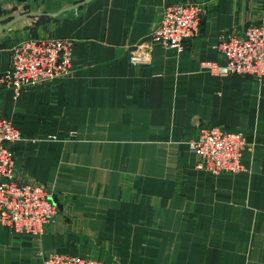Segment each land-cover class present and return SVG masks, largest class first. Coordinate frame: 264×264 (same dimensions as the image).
<instances>
[{
	"label": "crops",
	"instance_id": "1",
	"mask_svg": "<svg viewBox=\"0 0 264 264\" xmlns=\"http://www.w3.org/2000/svg\"><path fill=\"white\" fill-rule=\"evenodd\" d=\"M174 3L205 7L198 36L134 66L135 46ZM64 8L14 24L39 18L41 37L71 39L75 69L18 98L0 85V114L22 137L15 171L58 205L40 235L0 223V264H43L53 253L106 264H264V81L204 66L222 61V36L264 24V0H90L53 16ZM23 40L0 37V76ZM211 126L245 134L242 172L197 170L189 142Z\"/></svg>",
	"mask_w": 264,
	"mask_h": 264
},
{
	"label": "built area",
	"instance_id": "2",
	"mask_svg": "<svg viewBox=\"0 0 264 264\" xmlns=\"http://www.w3.org/2000/svg\"><path fill=\"white\" fill-rule=\"evenodd\" d=\"M205 7L194 3H174L165 7L158 25L135 46L130 56L134 66L151 62L158 47L183 51L197 37ZM217 51L221 62L204 63L214 74L243 75L264 81V24L251 25L241 35L222 36ZM71 39L39 38L16 43L8 69L0 76L3 89L16 98L33 86L66 79L74 72ZM13 122L0 114V223L10 233L40 235L55 223L58 205L52 194L34 181H22L15 171L13 145L21 140ZM198 155L196 168L212 175L240 173L247 146L243 132H230L221 126L203 128L189 142ZM43 264H106L80 256L48 254Z\"/></svg>",
	"mask_w": 264,
	"mask_h": 264
},
{
	"label": "rangeland",
	"instance_id": "3",
	"mask_svg": "<svg viewBox=\"0 0 264 264\" xmlns=\"http://www.w3.org/2000/svg\"><path fill=\"white\" fill-rule=\"evenodd\" d=\"M64 7L65 6L63 5H57L56 7H53L47 5H21L17 3H11L10 5L3 7L0 6V26L19 15L28 12H54L55 10H60ZM43 23H45V20L39 18H30L18 26L13 25L3 34H1L0 37H8L15 40L47 38L48 36L41 37V34L38 35V31H41L42 27H47L44 26Z\"/></svg>",
	"mask_w": 264,
	"mask_h": 264
},
{
	"label": "water",
	"instance_id": "4",
	"mask_svg": "<svg viewBox=\"0 0 264 264\" xmlns=\"http://www.w3.org/2000/svg\"><path fill=\"white\" fill-rule=\"evenodd\" d=\"M89 2H90V0H84V1H82L80 3H77V4L73 5V6H70V7L62 9L61 11H59L56 14H54L53 16L54 17H58L59 15L63 14L64 12L80 8V7L86 5ZM43 15H45V14L27 13V14H23V15H20L18 17H15V18L11 19L10 21H8L5 24L0 26V35L3 34L6 30H8L10 27H12L15 23H17L18 21H20V20H22L24 18H27V17H40V16H43Z\"/></svg>",
	"mask_w": 264,
	"mask_h": 264
}]
</instances>
